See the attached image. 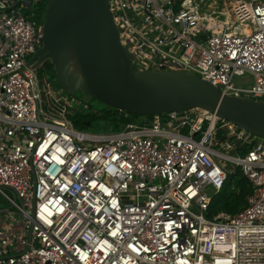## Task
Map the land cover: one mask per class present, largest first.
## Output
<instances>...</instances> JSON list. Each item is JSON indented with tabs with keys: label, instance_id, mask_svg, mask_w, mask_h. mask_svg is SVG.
<instances>
[{
	"label": "built area",
	"instance_id": "built-area-1",
	"mask_svg": "<svg viewBox=\"0 0 264 264\" xmlns=\"http://www.w3.org/2000/svg\"><path fill=\"white\" fill-rule=\"evenodd\" d=\"M43 1L0 0V264H264V138L202 108L77 130L67 92L29 64L43 24L25 10ZM205 4L109 0L134 70L264 99V0L223 5L221 23ZM245 75L251 84L236 83ZM233 139L245 154L217 148ZM226 161L252 192L214 214Z\"/></svg>",
	"mask_w": 264,
	"mask_h": 264
},
{
	"label": "water",
	"instance_id": "water-1",
	"mask_svg": "<svg viewBox=\"0 0 264 264\" xmlns=\"http://www.w3.org/2000/svg\"><path fill=\"white\" fill-rule=\"evenodd\" d=\"M131 59L109 0H48L42 45L29 64L50 61L69 95L81 92L110 110L156 117L202 108L264 138V99L224 94L191 73L134 70Z\"/></svg>",
	"mask_w": 264,
	"mask_h": 264
},
{
	"label": "trees",
	"instance_id": "trees-1",
	"mask_svg": "<svg viewBox=\"0 0 264 264\" xmlns=\"http://www.w3.org/2000/svg\"><path fill=\"white\" fill-rule=\"evenodd\" d=\"M48 0H44L42 7L36 8L34 10V17L28 14L29 18H33L39 23L43 24V15L46 12ZM46 68L48 71L53 70V65L50 61L46 63ZM42 75V74H40ZM81 93V92H79ZM83 94V93H82ZM78 96V95H77ZM94 99V98H93ZM96 100V99H95ZM98 101V100H97ZM104 105V104H103ZM105 106V105H104ZM78 117H74L75 122L79 123V117L85 127L94 128L96 131H121L129 123L142 124L143 122L151 123L154 119L153 116H140L136 114H130L125 111H120L115 108L108 109L105 106L103 109H95L92 105H87V108L81 113L76 112ZM162 120H166V115L160 116ZM78 118V119H77ZM248 150L247 148H238L235 153L245 154ZM241 171L239 168L237 172ZM242 172V171H241ZM243 174V173H242ZM252 192V186L248 179L244 176L237 183H226L225 186L220 191L219 195L222 197L217 200L216 198L211 203L210 212L216 214L219 212L235 213L241 210L246 204L247 196Z\"/></svg>",
	"mask_w": 264,
	"mask_h": 264
},
{
	"label": "rangeland",
	"instance_id": "rangeland-1",
	"mask_svg": "<svg viewBox=\"0 0 264 264\" xmlns=\"http://www.w3.org/2000/svg\"><path fill=\"white\" fill-rule=\"evenodd\" d=\"M236 1L238 0H205L206 4H205V9H209L213 11V17L215 20H217L219 23H221L222 21L225 20V15L223 14H219L220 12H218V8L222 7L223 5H227V6H232ZM43 3L41 4H34L33 5V9L35 10L36 8L42 7ZM33 10V12H34ZM25 13L30 14L32 17H34V13H32V11L29 10H25ZM45 16V14L43 15V17ZM45 18V17H44ZM32 20H34L33 18H31ZM212 30V29H210ZM44 73L42 74L44 77L47 78L48 81H50L57 89L61 88V86L59 85V83L56 80L55 74L53 73V70L50 71H43ZM236 83L238 84H243L244 86H247L248 84L252 83V76L251 75H245L243 77H236L235 78ZM62 89V88H61ZM65 96H68V99L73 103L74 108L72 109L73 111L71 112V115L69 116V118L72 120L75 128L77 130L83 131V132H87V133H103L106 131H96L94 130V128L91 127H85L82 123V120L79 117V123L75 122V118L74 117H78L76 115V112H83L84 109L87 108V105H92L95 109H103L105 106L100 102L97 101L91 97H89L86 94H82V93H78L76 97H73L71 95H68L67 93L64 92ZM259 139V138H258ZM230 146H226L225 149H222V147L217 146V148L221 149V150H225L226 152L230 153V154H234V150L233 148L235 146L238 145V143H236V141L233 139L230 143ZM235 145L233 148H231V146ZM219 160V159H218ZM222 162V161H220ZM226 165H227V171L229 172L228 178H227V183L228 184H232V183H237L242 177L243 174L241 171H238V167L236 165H234L231 162H227L226 161ZM214 191L210 192V194L213 195ZM220 192L214 194V198L213 200L216 198L217 200H219L220 197H222V195H219Z\"/></svg>",
	"mask_w": 264,
	"mask_h": 264
},
{
	"label": "flooded vegetation",
	"instance_id": "flooded-vegetation-1",
	"mask_svg": "<svg viewBox=\"0 0 264 264\" xmlns=\"http://www.w3.org/2000/svg\"><path fill=\"white\" fill-rule=\"evenodd\" d=\"M47 62H48V61L44 62L43 64H41V65L39 66V68L35 69V70L38 72V74H43V73H44L43 71L47 70V68H46V63H47ZM47 71H48V70H47Z\"/></svg>",
	"mask_w": 264,
	"mask_h": 264
}]
</instances>
